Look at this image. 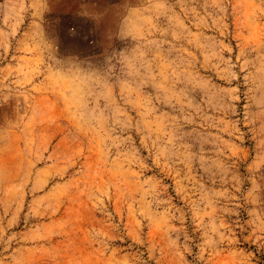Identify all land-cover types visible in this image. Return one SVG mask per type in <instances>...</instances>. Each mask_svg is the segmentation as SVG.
I'll return each mask as SVG.
<instances>
[{
  "label": "rangeland",
  "instance_id": "rangeland-1",
  "mask_svg": "<svg viewBox=\"0 0 264 264\" xmlns=\"http://www.w3.org/2000/svg\"><path fill=\"white\" fill-rule=\"evenodd\" d=\"M0 264H264V0H0Z\"/></svg>",
  "mask_w": 264,
  "mask_h": 264
}]
</instances>
